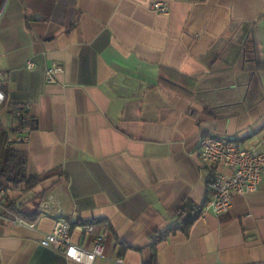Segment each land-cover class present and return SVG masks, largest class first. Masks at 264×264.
Here are the masks:
<instances>
[{
    "label": "crops",
    "instance_id": "1",
    "mask_svg": "<svg viewBox=\"0 0 264 264\" xmlns=\"http://www.w3.org/2000/svg\"><path fill=\"white\" fill-rule=\"evenodd\" d=\"M0 71V123L24 106L13 146L46 175L0 190V264H80L39 244L60 216L76 243L104 235L92 264H264V176L216 215L197 155L207 132L264 149V0H0ZM188 201L198 217L153 254Z\"/></svg>",
    "mask_w": 264,
    "mask_h": 264
},
{
    "label": "built area",
    "instance_id": "2",
    "mask_svg": "<svg viewBox=\"0 0 264 264\" xmlns=\"http://www.w3.org/2000/svg\"><path fill=\"white\" fill-rule=\"evenodd\" d=\"M150 9L157 13H167L164 1H153ZM26 67L31 69L33 62L28 60ZM61 67L55 62L46 65L43 80L46 83L55 81ZM4 74L0 71V80ZM4 93L0 89V104ZM197 155L202 170L209 178L208 186L212 195L204 203V210L218 215L227 212L234 194H246L255 191L264 176V149L258 144H242L234 136L221 135L215 132L201 134L197 141ZM20 221V220H18ZM33 226V224H29ZM83 233L93 231L92 223L78 224ZM104 235L99 233L93 237L90 247L76 243L71 238V223L66 218L56 217L51 231L45 233L39 244L59 250L64 257L80 264H92L93 260L102 255ZM118 262L122 260L117 259Z\"/></svg>",
    "mask_w": 264,
    "mask_h": 264
},
{
    "label": "trees",
    "instance_id": "3",
    "mask_svg": "<svg viewBox=\"0 0 264 264\" xmlns=\"http://www.w3.org/2000/svg\"><path fill=\"white\" fill-rule=\"evenodd\" d=\"M163 79L164 75L161 73L160 80L163 81ZM168 85L172 86L171 84ZM24 109L23 105L17 104L11 110L13 117L16 118V124L11 125L9 130H5L0 123V190H5L9 187L18 188L21 185L26 191H29L36 187L39 181L46 176H28L26 174V152L13 146L20 138V136H15V131L34 128L33 120L27 116V112ZM208 181L209 178H207V183ZM12 203V200L9 201L6 207L14 213H19L13 207ZM199 212V206L190 201L184 202L172 218V225L170 224L162 231H154L151 233L150 238L152 239L153 254L156 252V244L158 241L165 239L167 234L176 228H180L186 232L198 217ZM180 218L182 219V224L178 225L177 221L181 220Z\"/></svg>",
    "mask_w": 264,
    "mask_h": 264
}]
</instances>
